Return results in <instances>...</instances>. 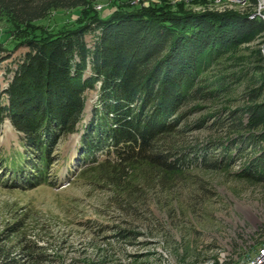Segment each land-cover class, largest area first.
<instances>
[{"label": "trees", "instance_id": "trees-1", "mask_svg": "<svg viewBox=\"0 0 264 264\" xmlns=\"http://www.w3.org/2000/svg\"><path fill=\"white\" fill-rule=\"evenodd\" d=\"M97 1L0 0V20L9 24L0 60L26 48L0 87V125L6 118L20 133L19 149L0 153V183L52 184L59 143L79 130L88 181L122 207L146 206L151 191L174 187L194 167L264 186V23L251 16L256 0L221 11L193 10L185 0H108L113 10L104 16ZM54 11L76 17L60 25L49 19ZM95 89L82 124L85 92ZM206 108L194 126L212 118L205 127L219 137L186 152V117ZM25 220L0 223V264H63L43 243L48 226ZM122 232L114 236L138 234Z\"/></svg>", "mask_w": 264, "mask_h": 264}, {"label": "rangeland", "instance_id": "rangeland-1", "mask_svg": "<svg viewBox=\"0 0 264 264\" xmlns=\"http://www.w3.org/2000/svg\"><path fill=\"white\" fill-rule=\"evenodd\" d=\"M127 1L129 6L146 5L144 0ZM185 1L193 10L200 11L242 10L247 5L246 1ZM94 8L102 16L113 10L108 0H98ZM49 17L53 23L69 25L76 13L54 11ZM8 25L6 19L0 20V40ZM95 35V30L85 35L88 46ZM25 51L20 46L2 54V89ZM96 100V89L85 92L80 123L88 121ZM211 110L206 108L187 115L184 123L188 127L181 140V148L185 147L186 152L219 137L216 127H205L212 118L203 128L194 126ZM5 120L0 125L3 154L19 149L20 138V133ZM79 133L78 130L68 134L60 141L52 184L23 190L0 183V223L23 214L26 223L48 226L49 233L43 243L53 247L63 264H213L214 260L217 264H238L264 244V186L236 180L231 174L194 167L174 187L151 191L146 206L122 207L111 192L88 181L84 173L86 166L78 159ZM97 156L100 161L105 158ZM237 168L236 163L230 171ZM122 229L138 234L134 239L114 236L119 231L123 233Z\"/></svg>", "mask_w": 264, "mask_h": 264}, {"label": "built area", "instance_id": "built-area-1", "mask_svg": "<svg viewBox=\"0 0 264 264\" xmlns=\"http://www.w3.org/2000/svg\"><path fill=\"white\" fill-rule=\"evenodd\" d=\"M216 3L221 2L222 0H214ZM235 1L236 3H242L245 0H230ZM259 15L264 23V0H256V6L254 13L251 16ZM238 264H264V244L257 249L254 255L248 257L244 260H241Z\"/></svg>", "mask_w": 264, "mask_h": 264}, {"label": "bare ground", "instance_id": "bare-ground-1", "mask_svg": "<svg viewBox=\"0 0 264 264\" xmlns=\"http://www.w3.org/2000/svg\"><path fill=\"white\" fill-rule=\"evenodd\" d=\"M87 112H88V106L86 107V109H85ZM5 123L6 124H8V121L7 120H5Z\"/></svg>", "mask_w": 264, "mask_h": 264}, {"label": "water", "instance_id": "water-1", "mask_svg": "<svg viewBox=\"0 0 264 264\" xmlns=\"http://www.w3.org/2000/svg\"><path fill=\"white\" fill-rule=\"evenodd\" d=\"M84 110V109H83Z\"/></svg>", "mask_w": 264, "mask_h": 264}]
</instances>
